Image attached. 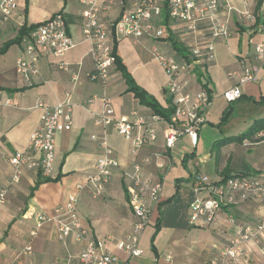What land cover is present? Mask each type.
<instances>
[{"label":"crops","instance_id":"1","mask_svg":"<svg viewBox=\"0 0 264 264\" xmlns=\"http://www.w3.org/2000/svg\"><path fill=\"white\" fill-rule=\"evenodd\" d=\"M16 1L17 9L12 18L8 21L0 19V100L9 99L13 104L0 107V190H7L6 202L0 206V264H82L78 255L83 244L75 243L73 234L63 243L57 239L55 223L47 222L37 229L34 227L33 215L36 212L49 215L55 207L64 205L70 195L77 196L78 215L88 229L89 237L104 241V249L119 262L127 260L116 249L115 242L124 240L137 223L128 198V176L135 164H141L143 178L152 183L161 181L162 193L157 204L146 201L149 215L140 234L138 248L141 254L128 260V264H210L217 253L236 237L237 227L254 226L264 211V205L254 199H246L230 210L220 211L216 221L203 228L189 223L187 206L193 193L195 175L220 180L225 174L252 171L264 176V130L252 138H261L259 142L245 140L213 150L216 141L236 136L244 130L239 128L237 132L230 119L217 128L229 104L233 109L234 103L246 99L244 101L250 103L248 106L251 105L249 110L253 119L264 116V106L252 103L264 98V81L238 85L236 79L228 77V73L239 70L241 64L256 63L253 48L259 41L260 9L264 0H222L218 19L227 25L230 38L215 43V59L207 66L204 90H209L212 101L205 113L206 123L199 130L195 149L183 136L172 150L165 148L166 128L161 122L152 120L154 114L149 108L141 105L131 93H126V84L115 67L110 69L104 83L89 80L93 62L89 54L90 42L83 34L81 12L85 7L80 0ZM155 1L162 3V0ZM125 3L130 8L133 0H125ZM243 12H247L250 18L243 20L240 16ZM120 13L121 8L115 6L102 16V21L112 22ZM56 14L63 16L75 47L61 60L40 58L36 74L31 75L26 83L15 70L16 60L21 55V47L17 43L19 31ZM164 27L168 36H172L187 54L182 26L165 22ZM154 52L176 55L168 38L158 42L122 39L116 43V54L136 85L162 109H167L171 106L165 92L167 78L153 58ZM61 63L65 64L64 70L59 68ZM74 74L78 78L75 82L72 80ZM200 79L201 75L197 74L191 82V91L202 89ZM234 86H238L241 97L227 103L223 93ZM65 94L71 97V127L55 138L51 181L35 186L39 181L38 172L23 168L18 183H13V170L8 159L24 150L29 143L41 114V110L35 107L36 102L40 100L49 107L55 106ZM114 94L119 95L117 100H112ZM106 105L112 109L115 118L129 117L131 112L144 117L155 130L156 140L133 156L130 142L113 128L103 129L93 124ZM129 119L132 120L131 117ZM245 122L243 119L247 129L249 125ZM92 136L96 140H92ZM103 137L119 166L101 193L95 195L88 178L95 173V163L101 154L97 141ZM188 162L192 163L194 174L189 173L187 178H170L168 185L163 186L167 173L176 163L186 166ZM184 184L190 187H183ZM230 219L235 220L233 224ZM34 230L35 235L32 236ZM27 246L31 248L30 253L25 251ZM244 252L242 257L229 264L252 262L256 255L255 245L245 244Z\"/></svg>","mask_w":264,"mask_h":264},{"label":"built area","instance_id":"2","mask_svg":"<svg viewBox=\"0 0 264 264\" xmlns=\"http://www.w3.org/2000/svg\"><path fill=\"white\" fill-rule=\"evenodd\" d=\"M80 3L85 7L81 12L84 20L83 34L91 45L89 54L93 71L88 76L90 81L104 83L108 79L109 71L114 67L113 47L120 40L147 39L158 42L168 38L165 22L182 26L183 42L187 45L186 57L153 53V58L167 78L165 92L170 99L173 114L169 122L156 115H153L152 120L161 122L166 128V149L172 150L178 139L183 136L189 140L191 148L195 149L199 130L206 123L205 113L211 104L212 96L203 89L191 91V82L200 74V84L204 85L207 66L215 59V43L230 38L227 25L218 19L222 0H162L161 4L155 0H133L130 8L126 7L125 0H80ZM115 6L121 8V13L112 22H103L102 16ZM16 9V0H0V19L8 21ZM260 15L262 22L258 27L259 41L253 48L256 63L241 64L239 70L228 73V77L236 79L238 85L264 81V2ZM240 16L245 20L250 18L247 12L240 13ZM19 44L21 55L16 60L15 70L26 83L31 75L36 74V64L40 58L61 60L75 47L61 14L35 25L33 30L21 38ZM59 68L64 70L65 64L61 63ZM77 79L74 74L73 82ZM240 97L238 86L223 93L227 103H232ZM12 105L9 99L0 100V107ZM35 107L41 110V114L29 143L24 150L12 154L8 159L13 170V183H18L23 168L35 170L42 179L51 180L55 162V138L60 132L68 131L71 127L72 103L69 94H65L64 99L55 106L49 107L39 100ZM129 117L115 118L112 109L106 105L93 124L103 129L113 128L117 134L130 142L132 154L136 156L139 149L156 140V132L146 123L144 117L137 113L131 112ZM135 129L137 133L133 134ZM91 139L96 140L95 136ZM97 143L101 154L95 163V173L88 178L93 184L95 195L101 193L119 166L112 157L107 140L103 137ZM141 170V164H135L128 176V198L137 223L124 240L115 242L116 249L127 258L124 262H119L117 257L104 249V241L89 237V231L78 215L76 195H70L64 205L55 207L49 215L36 212L33 215L35 229L44 223L53 222L57 227V239L63 243L73 234L75 243L83 244L78 255L82 264H128V260L141 254L138 248L140 234L148 222L149 215L146 201L157 204L162 193L161 181L150 182L142 177ZM192 188L195 198L188 205L189 223L195 227L210 226L216 221L220 211L230 210L246 199H254L264 205V183L250 176L211 180L208 176L195 175ZM200 193H205V197L199 198ZM6 197L7 190L1 189L0 206L5 204ZM229 221L233 224L235 220ZM31 235H35V230ZM259 238L264 240V211L257 225L237 227L236 237L217 253L210 264H229L238 260L244 252V245ZM25 251L30 253V246H27Z\"/></svg>","mask_w":264,"mask_h":264},{"label":"trees","instance_id":"3","mask_svg":"<svg viewBox=\"0 0 264 264\" xmlns=\"http://www.w3.org/2000/svg\"><path fill=\"white\" fill-rule=\"evenodd\" d=\"M34 27L35 25L21 28L19 31V37L17 38V43H20L21 38L27 35L31 30H33ZM168 39L171 48L176 52V54H178L181 57H186V51L184 50V48L179 43H177V41H175L174 38H172V36H168ZM112 54L114 56L115 70L121 74L126 84L127 87L126 93H131L133 97L136 100H138V102L141 105L149 108L154 115L160 117L163 121L169 122L173 114L172 106L168 107L167 109H162L151 96H149L143 89H141L139 86L136 85L132 77L129 75V73L126 71L125 67L123 66L121 59L116 54V44H114ZM205 86L206 84L202 85L203 90ZM205 91L209 93V90H205ZM250 100L252 101V99ZM252 103H254L258 107L264 106V98H261L260 101L258 102L252 101ZM231 112H232V105L229 104V106L224 110L220 121L216 125L217 128H221L223 125L226 124ZM263 130H264V116L255 117L251 125L245 131L239 133L236 136L224 137L221 140L216 141L213 145V150L218 151L219 147H221L224 144L242 143L245 140L248 141L251 140V142H259L261 138H257L256 140H252V138L256 136L258 133L262 132ZM236 176H250L264 183V176H261V174L252 171L237 172L230 175L225 174L223 179L228 177H236ZM38 179L39 181H37L35 186L39 185L40 183L51 181L50 179H42L39 173H38Z\"/></svg>","mask_w":264,"mask_h":264},{"label":"rangeland","instance_id":"4","mask_svg":"<svg viewBox=\"0 0 264 264\" xmlns=\"http://www.w3.org/2000/svg\"><path fill=\"white\" fill-rule=\"evenodd\" d=\"M118 98H119V95H117V94H114L112 96V100H117ZM244 100H246V99H241L238 102L233 104L232 112L228 118V121L230 119V124L233 125L232 127L237 129V132L240 131L239 128L240 129L244 128V130L246 129L244 127L243 119L247 122V125H249V126L251 125V123L253 121V116L251 115V112L249 110L251 105L248 106V104H250V103L246 102ZM244 130H241L240 132H243ZM189 173L194 174V167H193L192 163L188 162V164H186V166H184L180 163H176L167 173L166 176H168V177H167V179H165L163 186L166 187L168 185L167 183H168V181H170V178H175L177 176H182L184 178H187ZM185 186L188 188L190 187L189 184L188 185L184 184L183 187H185ZM191 193H192V191H191ZM204 197H205V193L199 194V198H204ZM194 198H195V193L193 191L192 195L190 196V202L193 201ZM189 210L190 209L187 206L188 215L190 212ZM261 216L255 221V223H253L254 226L257 225V223L261 219ZM249 243L255 245L256 255L254 257V260L252 262L249 261L248 264H264V240L259 238L256 241H251V242H248L247 244H249ZM244 253L245 252H243V254ZM243 254L241 255V257L243 256Z\"/></svg>","mask_w":264,"mask_h":264}]
</instances>
